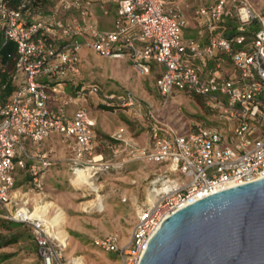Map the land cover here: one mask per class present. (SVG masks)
Wrapping results in <instances>:
<instances>
[{
    "label": "built area",
    "instance_id": "built-area-1",
    "mask_svg": "<svg viewBox=\"0 0 264 264\" xmlns=\"http://www.w3.org/2000/svg\"><path fill=\"white\" fill-rule=\"evenodd\" d=\"M41 1L50 7L31 17V0H0L2 44L13 42L17 51L9 76L15 89L5 97L0 74V215L31 225L43 264H84L81 255L66 256L68 244L54 232L53 212L32 215L34 201L45 203L37 195L55 164L47 145L53 136L69 151L74 180L82 168L94 170L89 179L99 180L109 168L108 147L113 153L123 147L156 165L152 198L138 206L129 240L117 232L94 238L122 264H140L161 222L178 209L264 176V10L249 0H208L197 10L209 33L203 41L182 35L188 21L172 0ZM96 5L103 14L115 12L111 26H100ZM234 19L236 31L227 34ZM256 20L259 27L250 30ZM85 49L127 58L145 74L156 69L164 105L175 93L200 96L220 125L179 134L154 121L142 146L120 127L99 149L96 118L74 101L102 91L98 83L77 80ZM3 65L0 57V71ZM19 172L29 178L17 185Z\"/></svg>",
    "mask_w": 264,
    "mask_h": 264
},
{
    "label": "rangeland",
    "instance_id": "rangeland-1",
    "mask_svg": "<svg viewBox=\"0 0 264 264\" xmlns=\"http://www.w3.org/2000/svg\"><path fill=\"white\" fill-rule=\"evenodd\" d=\"M199 1L185 0L182 3L183 8L180 10L189 19L183 32H196L199 39L207 41L208 30L200 24L201 30L193 26L196 24L195 10ZM43 2L40 8L45 11L50 5ZM249 2L257 11L263 12L264 0ZM94 8L104 26L114 18L113 11L103 14L99 5ZM235 20L233 22L237 23ZM83 56L82 73L77 80L86 84L98 83L102 91L74 101L76 105L86 107L96 118L99 149L111 141L110 137L120 127L126 129L132 143L142 146L148 143L149 125L154 121H159L179 134L196 130L199 126L220 125L217 114L195 95L175 93L164 105L156 86V69L145 74L135 69L127 58L101 57L88 49L83 51ZM129 95L132 96V104H128ZM103 105H110L112 109H104ZM47 145L52 149L55 164L49 168L45 191L43 195H37V199L42 202L52 200L65 210L64 228L69 234L66 256L81 255L84 264H122L116 252L96 246L94 238L117 232L123 242L129 240L137 221L138 206L149 195L150 180L156 165L123 147L117 153L106 148L109 168L95 181L105 202V209L100 211L97 205L86 209V202L95 198L97 192L90 188H78L72 180L66 145L58 142L56 136ZM17 179L23 180V174L19 172ZM34 204L38 202L34 201ZM0 214H4V210H0ZM14 238L17 241L7 243ZM0 243V264H43L29 224L19 222L15 225L12 219L0 215Z\"/></svg>",
    "mask_w": 264,
    "mask_h": 264
},
{
    "label": "water",
    "instance_id": "water-1",
    "mask_svg": "<svg viewBox=\"0 0 264 264\" xmlns=\"http://www.w3.org/2000/svg\"><path fill=\"white\" fill-rule=\"evenodd\" d=\"M140 264H264V176L166 217Z\"/></svg>",
    "mask_w": 264,
    "mask_h": 264
},
{
    "label": "bare ground",
    "instance_id": "bare-ground-1",
    "mask_svg": "<svg viewBox=\"0 0 264 264\" xmlns=\"http://www.w3.org/2000/svg\"><path fill=\"white\" fill-rule=\"evenodd\" d=\"M93 177H95L94 170H91L89 168H82L77 170V181L74 180V178H72V180L76 185L79 186L78 188H90L91 190L97 192L95 198L90 199L86 202L85 208L87 209L89 206L97 205L98 209L100 211H103L105 209V202L102 198V194L99 191L98 184L95 181L89 179ZM151 198L152 196L149 192V199ZM49 212H53L52 223L55 226V234L68 244L69 234L64 228V224L66 221V212L61 206H59L52 200H48L43 204H36L35 210H33L32 215H43Z\"/></svg>",
    "mask_w": 264,
    "mask_h": 264
},
{
    "label": "trees",
    "instance_id": "trees-1",
    "mask_svg": "<svg viewBox=\"0 0 264 264\" xmlns=\"http://www.w3.org/2000/svg\"><path fill=\"white\" fill-rule=\"evenodd\" d=\"M10 4L13 5H18L21 0H4ZM43 1L41 0H31V2L28 4L27 10L31 13V17L35 16L38 11L40 10L39 8L43 6ZM229 28L227 30V34H233L236 31V26L237 24L233 22V20L228 21ZM259 27L258 21H254L253 24L251 25L250 30H256ZM248 33H251V31H248ZM17 54L15 43L9 42L6 45L2 44V34L0 33V57L2 59V62L4 63L3 68L5 69L4 71H0V74L3 78V83L6 84V88L4 92L2 93V97L10 95L14 89L15 85L10 81L9 76L11 71H13L15 67V55ZM201 98L200 96H196ZM202 99V98H201ZM104 109L111 110L112 107L110 105H103ZM198 129V128H197ZM112 140V137H110ZM23 174V180L17 179V185L25 183L28 180V175L25 173ZM13 224L17 225L19 222L13 220ZM17 241V238L10 239L8 242H13ZM1 246V243H0ZM5 258V257H3Z\"/></svg>",
    "mask_w": 264,
    "mask_h": 264
},
{
    "label": "crops",
    "instance_id": "crops-1",
    "mask_svg": "<svg viewBox=\"0 0 264 264\" xmlns=\"http://www.w3.org/2000/svg\"><path fill=\"white\" fill-rule=\"evenodd\" d=\"M185 0H172V5H175V6H177V7H179L180 9L181 8H183V6H182V3L184 2ZM208 2V0H200L198 3H197V8H196V10H195V17H196V24L195 25H193V26H195V28H199L200 30L202 29L201 28V26L200 25H203L202 24V20L200 19V17H199V15L197 14V10L200 8V6L201 5H203V4H205V3H207ZM115 13V12H114ZM182 13L186 16V13L184 12V11H182ZM98 14V12H96V16H97V18H98V21H99V23H100V26L101 27H109V26H111V23H112V20L111 21H109V23L107 24V26H104L102 23H101V16L100 15H97ZM186 18H187V21H189V19H188V17L186 16ZM199 20H201L200 22H199ZM200 24V25H199ZM204 26V25H203ZM184 29H186V26L184 27ZM183 29V30H184ZM204 29L206 30V28H205V26H204ZM197 30V33L199 32V30L198 29H196ZM182 35L184 36V37H193V38H197V39H199L198 38V34H196V32H192V34H186V33H184V32H182ZM208 36H209V33H208ZM77 106H79V105H77ZM76 108H78V107H76Z\"/></svg>",
    "mask_w": 264,
    "mask_h": 264
}]
</instances>
